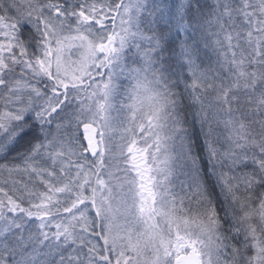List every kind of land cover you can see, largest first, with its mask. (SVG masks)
I'll return each instance as SVG.
<instances>
[{
	"label": "snow or ice",
	"instance_id": "obj_1",
	"mask_svg": "<svg viewBox=\"0 0 264 264\" xmlns=\"http://www.w3.org/2000/svg\"><path fill=\"white\" fill-rule=\"evenodd\" d=\"M0 264H264V0H0Z\"/></svg>",
	"mask_w": 264,
	"mask_h": 264
},
{
	"label": "trees",
	"instance_id": "obj_2",
	"mask_svg": "<svg viewBox=\"0 0 264 264\" xmlns=\"http://www.w3.org/2000/svg\"><path fill=\"white\" fill-rule=\"evenodd\" d=\"M164 2H168V0H164Z\"/></svg>",
	"mask_w": 264,
	"mask_h": 264
}]
</instances>
